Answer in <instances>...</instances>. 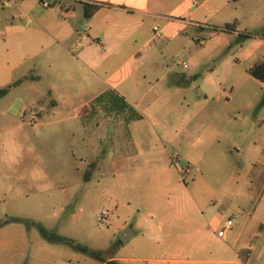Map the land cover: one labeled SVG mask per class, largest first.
Segmentation results:
<instances>
[{
    "label": "crops",
    "instance_id": "obj_1",
    "mask_svg": "<svg viewBox=\"0 0 264 264\" xmlns=\"http://www.w3.org/2000/svg\"><path fill=\"white\" fill-rule=\"evenodd\" d=\"M83 1L98 3L88 16ZM232 6L229 0H0V85H38L50 106L38 104L40 96L33 100L39 126L75 119V128L61 129L70 138V155L86 162L83 176H99L109 213L118 219L115 232L131 231L125 242L116 234L111 250H101L104 259L264 264V207L255 201L264 198V189L254 191L249 174L244 185L239 169L243 109L254 108L264 79H256L260 89L252 97L233 94L250 75L248 66L264 57H251L227 89L228 67L224 78L211 65L198 82L195 60L190 66L185 59L165 60L178 52L195 58L199 51L210 58L213 45L207 53L202 49L211 36L249 33L234 21L222 29L237 18ZM251 10L243 4L245 14ZM249 34L264 39V28ZM255 145L248 139L249 165L260 149ZM181 164L189 165L184 173L190 172V182L180 176ZM226 219L230 224L220 237L216 230ZM49 250L53 260L57 253Z\"/></svg>",
    "mask_w": 264,
    "mask_h": 264
},
{
    "label": "rangeland",
    "instance_id": "obj_2",
    "mask_svg": "<svg viewBox=\"0 0 264 264\" xmlns=\"http://www.w3.org/2000/svg\"><path fill=\"white\" fill-rule=\"evenodd\" d=\"M229 2L231 8L236 4L237 11L236 20L229 22L234 21V26L239 31L262 34L264 0L254 3L252 0ZM243 4L245 7H252L250 13L245 14L242 11ZM5 8L12 13L16 11L14 6ZM209 46H212L210 58H205L203 52L199 51L195 58H184V55L178 52L166 56L165 60L177 64V61L185 59L189 66L195 60L196 73H199L198 82L211 65L217 66L218 76L224 78L225 68L228 67L229 80L223 85L227 89L236 76L244 72L251 57H264V39L256 35L239 38L235 33L220 32L211 36L202 51L207 53ZM236 46H241V49H236ZM247 50L251 56L245 57L243 52ZM228 54H231L230 58ZM29 84L27 80L15 82L0 96V219L12 216L26 218L90 248L102 250V253L111 250L113 241L117 240L114 228L118 219L111 212L106 224L98 223L97 211L102 207L110 210L109 201L102 195L104 187L96 182L99 176H83V172L88 171L89 167L83 159L70 155L67 144L70 138H64L61 131L75 128V119L69 118L47 126L37 125L32 119V113H35L33 100L40 96L41 99L37 103L45 108L50 106L46 98L38 92V85L32 87ZM259 84L258 80L246 75L233 86V94L252 97L254 91H259ZM259 94L260 92L253 96L252 101L258 99ZM243 111L246 112L243 118L244 147L240 152L244 166L239 169L246 175L244 185L248 184L249 174L254 176L251 182L255 185L254 191H260L264 189V103ZM248 139H254L257 144L255 149L260 147L253 154L256 156L252 165L248 163L252 152L247 148ZM258 156L259 159H256ZM191 167L193 168L192 164ZM221 169L227 171L228 163L221 165ZM189 173L180 172V176L190 182L191 179L186 176ZM222 184L223 182H220L219 187ZM105 187L108 189L109 184ZM99 190L101 195H98ZM255 201L257 206L264 207V198L255 197ZM131 221L128 219L126 223ZM34 223L27 224L18 219L0 224V264H76L75 260L77 264L96 262L95 257L64 242L44 239ZM49 248L57 253L53 260Z\"/></svg>",
    "mask_w": 264,
    "mask_h": 264
},
{
    "label": "trees",
    "instance_id": "obj_3",
    "mask_svg": "<svg viewBox=\"0 0 264 264\" xmlns=\"http://www.w3.org/2000/svg\"><path fill=\"white\" fill-rule=\"evenodd\" d=\"M97 5H98V3L83 1L82 2V14L84 16H88L97 7ZM229 28H233L232 22H225L222 25V29H229ZM214 29H217V28H214ZM249 35L250 34L246 33V32L245 33L244 32H237V37H239V38L240 37H247ZM247 72L252 77H254L255 79L263 80L264 79V60L257 59L255 61H253L252 64L250 66H248ZM8 87H9V84H5V85L0 86V96H2L7 91ZM262 103H264V89L261 92L259 99L256 102L255 107H258ZM18 219L25 221V223H27V224L34 223L31 220L26 219V218H21L18 216H12V217H9L6 219H0V224L3 223L4 221H7V220H18ZM34 225L37 228L40 235L48 241H61V242H64V243L70 245L74 249H77V250H79V251H81V252H83L89 256L95 257V258L103 261L104 264H117V262L113 259H107V260L104 259V257L101 254V250H99V249L90 248L86 244L76 242L70 237L60 235L56 232L50 231V230L46 229L40 223H34Z\"/></svg>",
    "mask_w": 264,
    "mask_h": 264
},
{
    "label": "built area",
    "instance_id": "obj_4",
    "mask_svg": "<svg viewBox=\"0 0 264 264\" xmlns=\"http://www.w3.org/2000/svg\"><path fill=\"white\" fill-rule=\"evenodd\" d=\"M42 5L46 4V0H40ZM32 119L35 120V114H32ZM180 171L181 172H188L190 170V167L188 164H181L180 166ZM109 210L108 208L102 207L100 208L97 213H96V218L98 223L100 224H106L108 221V216H109ZM230 224V219H226L220 227L216 230V234L220 237L223 236L225 228Z\"/></svg>",
    "mask_w": 264,
    "mask_h": 264
},
{
    "label": "water",
    "instance_id": "obj_5",
    "mask_svg": "<svg viewBox=\"0 0 264 264\" xmlns=\"http://www.w3.org/2000/svg\"><path fill=\"white\" fill-rule=\"evenodd\" d=\"M130 232L129 227H123L117 232V236L122 242H125L128 239Z\"/></svg>",
    "mask_w": 264,
    "mask_h": 264
}]
</instances>
